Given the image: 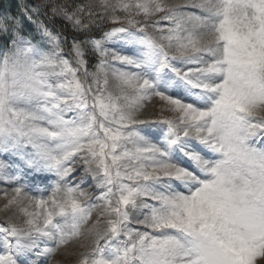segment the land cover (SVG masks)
<instances>
[{
	"label": "rangeland",
	"instance_id": "obj_1",
	"mask_svg": "<svg viewBox=\"0 0 264 264\" xmlns=\"http://www.w3.org/2000/svg\"><path fill=\"white\" fill-rule=\"evenodd\" d=\"M33 1L103 32L0 54V264H264V0Z\"/></svg>",
	"mask_w": 264,
	"mask_h": 264
},
{
	"label": "trees",
	"instance_id": "obj_2",
	"mask_svg": "<svg viewBox=\"0 0 264 264\" xmlns=\"http://www.w3.org/2000/svg\"><path fill=\"white\" fill-rule=\"evenodd\" d=\"M0 15L4 17L7 26L5 30L0 31V54L4 48L10 46L14 32L27 36L35 43L41 42V35L35 29L34 21L42 22L52 32H59L61 38L63 37L62 44L67 48L70 47L73 39L99 36L103 32V29H95L86 23L80 31L68 27L60 19L47 15L45 9L33 0H0Z\"/></svg>",
	"mask_w": 264,
	"mask_h": 264
}]
</instances>
